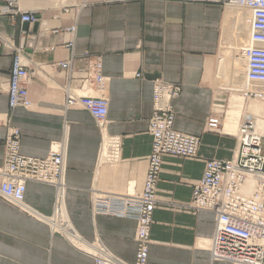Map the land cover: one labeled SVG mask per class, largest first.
Masks as SVG:
<instances>
[{"label":"crops","instance_id":"crops-1","mask_svg":"<svg viewBox=\"0 0 264 264\" xmlns=\"http://www.w3.org/2000/svg\"><path fill=\"white\" fill-rule=\"evenodd\" d=\"M82 1L20 0L25 11L39 15L35 32L34 23L26 30L20 15L2 13L0 0V164L4 140L14 130L20 132L21 152L29 156L45 157L53 142H65L63 209L71 229H54L49 221L57 186L29 181L28 210L0 196V264H94L84 246L95 240L122 260L135 262L138 220L95 212L94 197L124 199L142 190L153 144L149 122L156 79L182 86L174 99V126L201 136L202 143L196 158L163 160L148 264H231L212 259L216 214L193 208L192 199L206 160L232 159L238 153L237 127L228 128L225 115L220 131L208 130L207 123L214 103L223 101L215 86L223 34L227 28L250 32V14L176 0H89L75 7ZM12 45L24 47L25 61L35 71L28 83L29 108H10ZM95 57H101L106 76L100 92L81 84ZM66 61L71 66L60 65ZM70 79L76 92L108 100L105 132L120 138L118 162L101 163L104 136L89 110L66 106Z\"/></svg>","mask_w":264,"mask_h":264},{"label":"built area","instance_id":"built-area-1","mask_svg":"<svg viewBox=\"0 0 264 264\" xmlns=\"http://www.w3.org/2000/svg\"><path fill=\"white\" fill-rule=\"evenodd\" d=\"M2 13L21 16L23 22H40L39 15L25 11L20 0H5ZM106 3L130 2L134 0H104ZM220 4L238 7L250 14V40L246 46V76L240 90L244 98L264 100V0H176ZM89 0L75 3V7L88 4ZM75 25L71 30H75ZM8 95L11 109L29 108L32 100L28 83L35 73L25 61L24 47H15ZM72 62H61L64 67ZM137 73L136 76H140ZM106 76L101 57L89 62V69L81 78L84 90H103ZM66 106L81 105L89 110L104 136L100 154L101 163L114 164L120 160L121 144L118 136L105 132L109 105L102 94L76 92L71 79L66 85ZM182 91L177 83L154 80V111L149 122L153 138L149 165L143 188L139 193L124 199L108 200L98 194L94 197V211L113 215L134 217L138 220L137 252L134 263H128L112 253L100 240L84 246L93 257L94 264H148L151 230L157 204L158 182L166 156L196 158L202 138L199 135L175 128L174 99ZM225 104L214 103V113L209 117L207 129L222 130L227 111ZM239 149L232 159L212 158L206 160L201 180L195 184L192 207L209 210L216 214V230L211 240L210 252L213 260H225L231 264H264V134L256 129L255 121L246 117L238 126ZM4 161L0 164V196L16 206L28 210L25 196L27 183L38 181L57 186L55 212L49 221L54 229L70 232L64 213L66 144L53 142L45 157L25 155L20 150V132L12 131L4 140ZM107 145L106 152H104ZM104 153V154H103ZM103 154V160H102ZM253 183L251 193L246 185ZM74 238V236H72ZM76 238V237H75Z\"/></svg>","mask_w":264,"mask_h":264},{"label":"bare ground","instance_id":"bare-ground-1","mask_svg":"<svg viewBox=\"0 0 264 264\" xmlns=\"http://www.w3.org/2000/svg\"><path fill=\"white\" fill-rule=\"evenodd\" d=\"M236 9L235 7H229L227 11ZM249 38L250 32L245 34L243 30L234 28H227L224 33L219 74L222 75V80L225 81L227 85L232 86V88L236 89L235 91L238 92L242 89V84L245 80V66L247 62L246 41ZM255 100L250 102L249 108L256 114L264 115V102ZM254 121L257 131L264 134V116L256 118ZM237 123V119L227 120L228 128L230 129H236ZM106 149L107 145H105L104 152H106ZM253 185V183L246 185L245 189L247 193L252 192Z\"/></svg>","mask_w":264,"mask_h":264},{"label":"rangeland","instance_id":"rangeland-1","mask_svg":"<svg viewBox=\"0 0 264 264\" xmlns=\"http://www.w3.org/2000/svg\"><path fill=\"white\" fill-rule=\"evenodd\" d=\"M5 4H6V1L4 0V5ZM233 12H237L240 15L247 14V13L249 14V12L247 10L240 9L238 7L236 10L231 11V13H233ZM244 21H246V18H244ZM225 23H226V20H225ZM239 24L241 26H246V23L243 22L242 20H240ZM224 29H225V25H224ZM244 33L246 34V32H244ZM223 36H224V34H223ZM249 40H250V38L246 41L247 45L249 44V42H248ZM221 49H222V47H221ZM220 56L222 57V51L221 50H220ZM220 60H221V58H220ZM220 65H221V61L219 63V69H218V73H217V76L215 79V86L219 90V93H221L220 98L223 100L221 103L225 104V106H226L225 108H226L227 114L225 117H227V120L237 119V122H238L237 128H238L240 123L246 117H251L254 120L256 118L263 117L264 115H262V114L254 113L249 108V104H250V102L254 101L255 99L258 101H261V102H264V100L257 99V98H249V99L243 98L241 91L240 92L235 91L236 89L232 88V86H230V85H227L226 82L222 80V75L219 74ZM245 76H246V70H245ZM236 130H238V129H236ZM210 246H211V243L209 244V249H210Z\"/></svg>","mask_w":264,"mask_h":264},{"label":"water","instance_id":"water-1","mask_svg":"<svg viewBox=\"0 0 264 264\" xmlns=\"http://www.w3.org/2000/svg\"><path fill=\"white\" fill-rule=\"evenodd\" d=\"M24 29H26V30H29V22H24ZM38 28H39V22H37V23H35V27H34V31L36 32V31H38Z\"/></svg>","mask_w":264,"mask_h":264}]
</instances>
